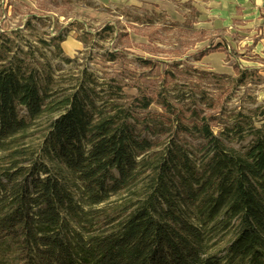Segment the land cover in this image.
<instances>
[{
  "label": "trees",
  "instance_id": "1",
  "mask_svg": "<svg viewBox=\"0 0 264 264\" xmlns=\"http://www.w3.org/2000/svg\"><path fill=\"white\" fill-rule=\"evenodd\" d=\"M139 10L125 11L133 18L127 23L149 44L132 42L117 19L92 29L85 20L70 25L85 44L82 54L108 35L125 42L107 48L108 56L144 47L152 55L141 57L145 66L154 72L164 64L156 80L140 74L129 82L117 73L99 81L86 60L55 96L39 84L43 62L13 53L0 34V264H264V124L256 127L250 115L222 121L196 100L194 87L170 93L186 50L173 47L161 58L157 40L174 25ZM45 15L33 16L53 23ZM68 32L40 41L62 52ZM238 66L235 80L245 83L252 73ZM128 86L136 93L127 94ZM246 125L255 140L240 149L231 142Z\"/></svg>",
  "mask_w": 264,
  "mask_h": 264
},
{
  "label": "rangeland",
  "instance_id": "2",
  "mask_svg": "<svg viewBox=\"0 0 264 264\" xmlns=\"http://www.w3.org/2000/svg\"><path fill=\"white\" fill-rule=\"evenodd\" d=\"M0 0V34L6 45L11 46V50L17 55L26 54V58L34 61L35 58L43 62L41 74L39 76V84L48 85L52 94L58 96L61 87H69L76 71L82 69V64L87 60L89 67L92 68L99 81L110 78L114 74L122 73L128 78L127 81L133 82L138 75L139 80L158 79L159 69L164 64L156 67L155 71H151L141 61L143 56L152 57L144 47H129L127 51L119 53L116 57L108 56L107 48H113L117 43L125 44L123 40L114 38V35L105 39L96 38L95 47L92 52L82 54L85 50V44L80 41V33L78 28L70 25V22L76 20L87 21L89 29L91 25L100 26L109 19L119 20V27L126 26L130 31V39L136 44H149V39L143 34L137 33L133 28L128 26L127 21L132 18L129 13H140V8L148 11H156L162 13V22L173 23V27L169 28L166 33L157 40L160 43L159 56L168 59L174 54L173 47H179L180 52H184L186 62L179 67L183 69L173 82H171L170 93L174 94L178 89L190 90L195 88V97L198 102L208 110H216L222 117V121L234 123L237 119L244 118L245 115L253 116V122L256 127L264 124V116L256 113L264 110V35L260 32L254 34H246L244 32H228L227 29L214 28L208 31L206 36L199 33H189L188 29L197 31L200 29L201 21L204 16H200L199 10H194L192 4L188 0H144L143 3L134 4L138 0ZM199 0L197 7L203 11V3ZM137 6H126V5ZM194 5V4H193ZM140 6V7H139ZM196 7V6H195ZM198 11V12H197ZM45 14L54 16L53 23L48 18L39 21L33 15ZM32 19V20H31ZM29 21L31 23L29 24ZM140 25L138 22H133ZM127 24V25H126ZM237 26L233 21V29L240 30L243 27ZM69 31L67 38L63 41L62 52H58L55 44L41 43L43 37L49 40L57 29ZM123 28L120 32H125ZM11 37L8 41L5 37ZM226 36V38L224 37ZM203 37V39H200ZM259 39L255 45L254 40ZM181 41L174 45V41ZM197 40V41H196ZM192 42H195L192 45ZM222 43L224 49L212 50L217 43ZM156 43V42H155ZM157 44V43H156ZM191 44V45H190ZM191 46L190 49H185ZM153 46H150L152 49ZM207 48L209 52L201 58L195 59L198 50ZM114 49V48H113ZM168 55V56H167ZM78 57L77 61L67 62V58ZM141 58V59H140ZM171 63V62H170ZM239 65L241 69H246L252 74L248 77L247 82L237 83L238 71L234 68ZM169 68V67H168ZM44 69L51 74V80L47 81V73H43ZM202 71V74L200 73ZM216 72V76L212 73ZM144 74H148L147 77ZM114 90V89H112ZM136 88L128 86L125 89L127 94H135ZM108 94V93H106ZM185 102L191 99L185 96ZM153 110L155 107L152 108ZM241 112L244 115L238 116ZM240 117V118H239ZM221 126H216L218 131ZM248 125L244 129L242 138H235L232 144L240 149L249 146L255 140L254 134ZM57 174V169L52 168ZM65 179V184L70 187L75 198L79 199L80 192L77 186L73 185V176L65 169L60 171ZM58 175V174H57ZM231 235L224 237L221 245L227 246V242Z\"/></svg>",
  "mask_w": 264,
  "mask_h": 264
},
{
  "label": "crops",
  "instance_id": "3",
  "mask_svg": "<svg viewBox=\"0 0 264 264\" xmlns=\"http://www.w3.org/2000/svg\"><path fill=\"white\" fill-rule=\"evenodd\" d=\"M143 1L138 0L134 4L140 5ZM188 1L194 10H199L201 17L204 16L200 22L202 26L200 29L206 30V33L216 27L223 30L227 29L228 32L238 31L246 34L260 32L264 35V0H202L200 2L203 3L204 12L197 7L199 0ZM233 21L236 22L237 26L240 25L243 28L240 30L233 29ZM224 37L226 38V36ZM258 42L259 39H256L255 45Z\"/></svg>",
  "mask_w": 264,
  "mask_h": 264
}]
</instances>
